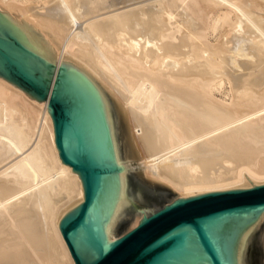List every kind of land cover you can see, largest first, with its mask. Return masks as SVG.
I'll list each match as a JSON object with an SVG mask.
<instances>
[{"label": "bare ground", "instance_id": "1", "mask_svg": "<svg viewBox=\"0 0 264 264\" xmlns=\"http://www.w3.org/2000/svg\"><path fill=\"white\" fill-rule=\"evenodd\" d=\"M0 10L53 44L56 73L73 62L127 107L147 171L178 196L264 183V0H0ZM47 109L0 75V264H75L59 221L83 200L82 179Z\"/></svg>", "mask_w": 264, "mask_h": 264}, {"label": "water", "instance_id": "2", "mask_svg": "<svg viewBox=\"0 0 264 264\" xmlns=\"http://www.w3.org/2000/svg\"><path fill=\"white\" fill-rule=\"evenodd\" d=\"M56 58L34 25L0 11V75L47 99L59 155L82 179L83 200L59 221L75 264H264L262 229L241 236L264 208V183L178 196L147 171L127 107L73 62L56 73Z\"/></svg>", "mask_w": 264, "mask_h": 264}, {"label": "rangeland", "instance_id": "3", "mask_svg": "<svg viewBox=\"0 0 264 264\" xmlns=\"http://www.w3.org/2000/svg\"><path fill=\"white\" fill-rule=\"evenodd\" d=\"M1 11V10H0ZM144 214V212L138 213L133 215L125 224H123L122 226H120L119 228H117V235L120 233H123L125 230H127L128 228H130L134 222V220L137 217H141ZM263 218H261V220L256 224V226H254L251 231L249 232L248 236L251 234V232L257 228H261L263 231V244H264V216H262ZM114 235V234H113ZM247 236V237H248ZM116 237V236H115Z\"/></svg>", "mask_w": 264, "mask_h": 264}]
</instances>
